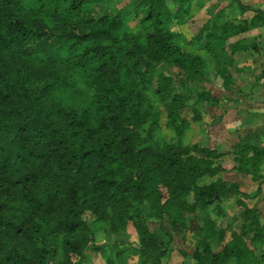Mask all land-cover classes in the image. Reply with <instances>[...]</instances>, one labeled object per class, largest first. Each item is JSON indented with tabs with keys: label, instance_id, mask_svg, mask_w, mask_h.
I'll return each mask as SVG.
<instances>
[{
	"label": "trees",
	"instance_id": "1",
	"mask_svg": "<svg viewBox=\"0 0 264 264\" xmlns=\"http://www.w3.org/2000/svg\"><path fill=\"white\" fill-rule=\"evenodd\" d=\"M104 1L0 0V264H88L101 249L88 214L107 219L112 235L132 227L140 245L116 254L144 255V264H163L172 241L164 229L166 239L151 233L146 219L194 235L202 248L195 264H264L258 132L247 131L228 153L232 170L259 181L250 194L214 179L226 172V153L183 142L192 96L217 105L197 90L207 61L183 44L209 53L225 90L241 92L234 55L259 48L231 41L250 25L264 27V9L232 0L226 7L240 10L238 22H219L222 8L187 40L169 22L195 21L187 9L194 0H135L142 32L129 30L122 12L97 17ZM162 66L173 74L157 75ZM192 110L193 122L203 120ZM164 114L176 141L155 139ZM229 199L244 208L238 232L224 220ZM147 203L151 214L135 221L134 206Z\"/></svg>",
	"mask_w": 264,
	"mask_h": 264
},
{
	"label": "rangeland",
	"instance_id": "2",
	"mask_svg": "<svg viewBox=\"0 0 264 264\" xmlns=\"http://www.w3.org/2000/svg\"><path fill=\"white\" fill-rule=\"evenodd\" d=\"M246 5H251L259 9H264V0H243ZM232 0H194L189 6L188 11L195 21L188 24H181L180 20L170 18V26L174 30L182 32L187 40L198 30L199 24H203L205 20L211 19L214 15L225 8V11L219 16V22L222 20H231L238 22L241 15L240 10L236 7L227 8ZM102 7L103 9L99 8ZM94 9L97 17L104 15H115L122 12L128 18L127 28L131 31L142 32L147 25L142 22L144 15L140 14L144 9L135 11V0H107L101 2ZM139 15V16H138ZM249 13L248 16H253ZM185 19L187 17L185 16ZM237 20V21H236ZM181 24V25H180ZM250 31L247 34L241 35L231 42L247 38L248 44H257L259 51H254L253 47L249 46L250 51L238 52L234 55L237 68L242 69V72L234 71L235 85L241 88V92L232 93L226 91L223 86V81L220 77H215V64L213 57L204 50L198 51L196 47L183 44L185 51L199 54L207 61L209 73L205 80L200 82L198 91L210 92L212 97L217 100V105L212 103H198L196 96H192L188 102L186 111L183 113V119L192 125L189 130H185L183 142L185 145L198 144L202 147H211L217 150L218 153H226L220 159V163L226 169V172L219 174L216 178L222 177L230 182H235L241 190L250 194L256 192L259 181H253L250 176L239 174L232 170L235 164V159L231 154L234 146L240 141V137H244L247 131H257L258 136L253 138L252 142L255 146L264 148V27H259L258 24L249 26ZM252 54V55H251ZM156 74L170 76L173 74L166 66L157 68ZM154 99V103H156ZM192 106H196L197 110L203 115V120L193 122ZM162 129L156 134V141L173 142L177 139L176 131L173 130L166 120L165 114L162 116ZM180 123V120H178ZM264 175V169L261 171ZM208 179L206 182H211ZM260 208L264 211V185L262 186V194ZM258 200V196L254 200H248V205L252 206ZM133 213L135 221L144 218L151 214V206L143 204L134 206ZM224 209L226 216L224 220L229 223L232 231H240L244 221V208L235 203L234 199L225 201ZM137 215V216H136ZM90 223L91 229L95 234L94 243L101 247L96 252L89 254L88 264H110L109 259L114 264H144L146 259L144 255L126 256L116 254L117 251L131 250L140 245V240L137 233L131 227L129 230L118 234H111L109 230V222L107 219L100 220L95 216L88 214L86 216ZM151 233L161 235L166 239L162 230H166L171 234L172 241L167 247V254L163 259V264H195L192 259V254L195 249L201 248V243L197 242V238L189 233L184 228H176L167 222L158 224L155 220L146 219ZM230 233L227 234V241L230 239ZM92 251H95L91 248ZM60 259L54 264H59ZM255 264H260L256 261Z\"/></svg>",
	"mask_w": 264,
	"mask_h": 264
}]
</instances>
